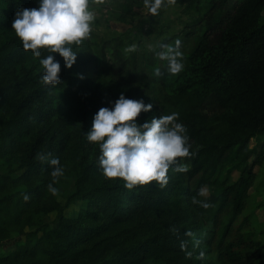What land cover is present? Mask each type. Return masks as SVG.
Instances as JSON below:
<instances>
[{
	"label": "trees",
	"instance_id": "1",
	"mask_svg": "<svg viewBox=\"0 0 264 264\" xmlns=\"http://www.w3.org/2000/svg\"><path fill=\"white\" fill-rule=\"evenodd\" d=\"M126 3L145 8L143 0ZM170 4L192 15L160 42L181 41L185 66L179 74H168L158 60L160 44L149 48L140 41L129 52L133 44L115 36L73 45L79 55L71 69L56 54L61 83L49 86L40 63L49 53L34 57L12 29L16 10L38 3L0 0V158L17 154L23 170L0 177V241L12 232L22 235L0 264H212L214 252L225 256L224 264H263L264 243L253 233L240 234L239 220L257 180L251 158L264 161V0H164L159 11ZM158 66L160 76L154 74ZM121 93L153 104L139 123L177 112L187 128L194 153L184 158L189 171L170 169L163 189L130 191L122 180L105 178L99 146L86 139L97 111ZM39 155L58 156L64 175L53 178ZM65 177L75 182L62 206ZM204 185L214 205L207 210L192 203ZM71 204L80 209L69 216L64 211ZM53 211L56 227L44 221Z\"/></svg>",
	"mask_w": 264,
	"mask_h": 264
},
{
	"label": "clouds",
	"instance_id": "2",
	"mask_svg": "<svg viewBox=\"0 0 264 264\" xmlns=\"http://www.w3.org/2000/svg\"><path fill=\"white\" fill-rule=\"evenodd\" d=\"M38 7H20L15 12L12 29L21 40L23 48L31 50L34 57H42V50L49 54L40 63L43 67L42 82L49 86L61 83V63L56 54L63 58L64 66L71 69L77 61L73 45L79 46L91 34L95 14L90 8V0H36ZM164 0H143L144 7L151 16L158 14ZM181 41L175 44L161 43L155 55L166 62L168 74L176 75L184 69ZM130 45L129 52L136 50ZM160 76L161 68L154 69ZM153 104L143 99L135 100L121 93L111 107H101L93 117L91 129L85 133L90 143L98 144L99 166L107 179H120L123 186L133 190L137 186L158 185L161 189L169 184V170L186 173L189 166L184 158L194 153L190 151V137L186 126L178 121L179 113L153 116L144 123L138 122L141 113L151 112ZM41 161L47 160L51 176L64 175V167L58 156L48 158L39 155ZM48 191L56 195L58 189L50 183ZM207 185L201 186L192 203L207 210L214 205L208 199ZM203 198V199H200ZM30 199L24 194V200ZM194 237L191 231L186 233ZM198 243V241H196ZM182 248L184 244L182 243ZM188 256L192 253L188 252ZM201 259L205 252L199 253Z\"/></svg>",
	"mask_w": 264,
	"mask_h": 264
},
{
	"label": "rangeland",
	"instance_id": "3",
	"mask_svg": "<svg viewBox=\"0 0 264 264\" xmlns=\"http://www.w3.org/2000/svg\"><path fill=\"white\" fill-rule=\"evenodd\" d=\"M90 8L95 14L91 34L86 38L90 44L105 38L120 36L127 43L137 45L141 41L146 47L155 48L164 37L179 33L192 18V15L186 13L182 7L173 4L159 11L155 16H151L146 8L130 7L126 0H90ZM121 17L127 18V22H123ZM51 95L55 97L56 93L52 92ZM79 133V130L75 132V139ZM260 139L261 145L264 143V135ZM258 144L257 140L251 142V146L257 149ZM256 160L257 158L253 156L250 161L254 166L257 180L250 190L247 208L239 220V224L243 223L239 233H253L255 240L264 243V161L258 163ZM22 172L17 154L0 158V177L3 175L19 176ZM237 176L238 174L235 178ZM74 182V178L65 177L59 184L61 195L58 200L62 206L67 202L66 194L73 192ZM79 209L78 204H71L70 207L65 208L64 212L70 216ZM57 215L58 212L53 211L44 217V221L56 227ZM32 230L34 229H26L27 232ZM21 241L22 235L18 232H12L8 239L0 241V259L15 252ZM210 257L213 260L212 264L226 262L225 256L220 258L217 252L211 254ZM262 261L264 264V250Z\"/></svg>",
	"mask_w": 264,
	"mask_h": 264
}]
</instances>
